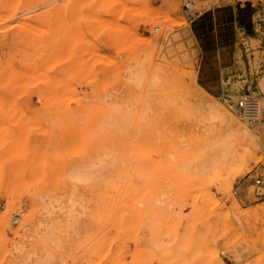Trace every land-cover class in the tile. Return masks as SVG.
<instances>
[{"label":"rangeland","instance_id":"374dc122","mask_svg":"<svg viewBox=\"0 0 264 264\" xmlns=\"http://www.w3.org/2000/svg\"><path fill=\"white\" fill-rule=\"evenodd\" d=\"M176 1L0 0V264H264V0Z\"/></svg>","mask_w":264,"mask_h":264},{"label":"bare ground","instance_id":"6f19581e","mask_svg":"<svg viewBox=\"0 0 264 264\" xmlns=\"http://www.w3.org/2000/svg\"><path fill=\"white\" fill-rule=\"evenodd\" d=\"M176 2H177V4L180 3L179 0H177ZM187 33H188V35L192 41L196 40L194 34L192 33V31L189 28H187ZM261 86H262V91H261L262 94L260 95L261 99H258V98L256 99L257 115H256L255 123H254V125H252V127L243 126V125H245V123L241 124V122H239L240 113H239L238 109L233 107V109L231 111L226 112V113H228V116L230 119L228 122H230L232 124V126L235 128L233 136H232L233 139L231 138V140L233 142L234 141L239 142L241 140L247 141V140L253 139V137L258 139V141H260V137L264 140V85L261 84ZM221 141H223V140H221ZM221 143H219V144L216 143L217 145L215 144V146L210 149V150H212L211 152H213L212 153L213 155H211L210 154L211 152L209 151V154L211 155V156H208L209 158L210 157L212 158L215 156L217 158H214V159H221V158L228 156L229 154H231L234 151L235 146H233L231 144L227 145V143L226 144L225 143L221 144Z\"/></svg>","mask_w":264,"mask_h":264},{"label":"built area","instance_id":"2783aa9c","mask_svg":"<svg viewBox=\"0 0 264 264\" xmlns=\"http://www.w3.org/2000/svg\"><path fill=\"white\" fill-rule=\"evenodd\" d=\"M202 0H185L183 4V9L188 13L189 19L193 20L199 16L197 10H195L194 5L196 2ZM236 4H244L249 2L250 0H233ZM235 107L239 109L246 121L247 124H252L257 115V102L256 100L246 95H241L236 103ZM254 185L258 188H264V181L261 178L254 179ZM259 198L264 200V191L259 194Z\"/></svg>","mask_w":264,"mask_h":264},{"label":"crops","instance_id":"0c3cea01","mask_svg":"<svg viewBox=\"0 0 264 264\" xmlns=\"http://www.w3.org/2000/svg\"><path fill=\"white\" fill-rule=\"evenodd\" d=\"M240 21H241V19H240ZM244 25H246V24H244Z\"/></svg>","mask_w":264,"mask_h":264}]
</instances>
